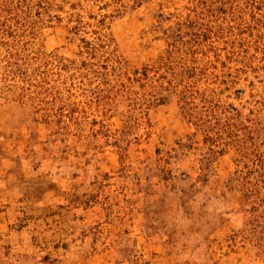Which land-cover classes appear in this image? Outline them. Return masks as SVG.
Listing matches in <instances>:
<instances>
[{
	"label": "rangeland",
	"instance_id": "1",
	"mask_svg": "<svg viewBox=\"0 0 264 264\" xmlns=\"http://www.w3.org/2000/svg\"><path fill=\"white\" fill-rule=\"evenodd\" d=\"M0 264H264V0H0Z\"/></svg>",
	"mask_w": 264,
	"mask_h": 264
}]
</instances>
